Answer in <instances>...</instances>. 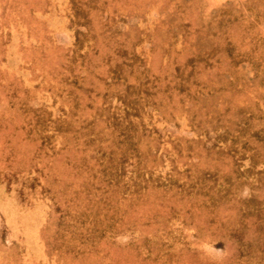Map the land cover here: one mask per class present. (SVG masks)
<instances>
[{
    "label": "rangeland",
    "instance_id": "obj_1",
    "mask_svg": "<svg viewBox=\"0 0 264 264\" xmlns=\"http://www.w3.org/2000/svg\"><path fill=\"white\" fill-rule=\"evenodd\" d=\"M0 264H264V0H0Z\"/></svg>",
    "mask_w": 264,
    "mask_h": 264
}]
</instances>
